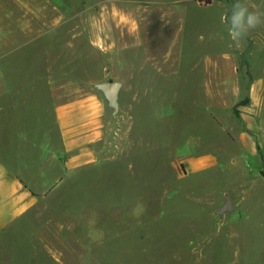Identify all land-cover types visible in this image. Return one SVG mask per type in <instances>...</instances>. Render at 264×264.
<instances>
[{
	"label": "rangeland",
	"instance_id": "obj_1",
	"mask_svg": "<svg viewBox=\"0 0 264 264\" xmlns=\"http://www.w3.org/2000/svg\"><path fill=\"white\" fill-rule=\"evenodd\" d=\"M235 2L0 0V118L37 92L109 110L102 162L32 217L77 222L54 240L66 264H264V25L237 48ZM206 155L218 164L187 171Z\"/></svg>",
	"mask_w": 264,
	"mask_h": 264
},
{
	"label": "crops",
	"instance_id": "obj_2",
	"mask_svg": "<svg viewBox=\"0 0 264 264\" xmlns=\"http://www.w3.org/2000/svg\"><path fill=\"white\" fill-rule=\"evenodd\" d=\"M15 97L0 118V264H66L54 240H70L77 222L32 217L48 197L102 162L109 110L95 94L62 102L37 92L27 104ZM217 164L213 155L185 159L189 173Z\"/></svg>",
	"mask_w": 264,
	"mask_h": 264
},
{
	"label": "clouds",
	"instance_id": "obj_3",
	"mask_svg": "<svg viewBox=\"0 0 264 264\" xmlns=\"http://www.w3.org/2000/svg\"><path fill=\"white\" fill-rule=\"evenodd\" d=\"M222 20L227 25L230 40L239 48L241 47V41L250 30L264 25V12L236 0L230 15H225ZM200 39H203V37L201 36Z\"/></svg>",
	"mask_w": 264,
	"mask_h": 264
},
{
	"label": "water",
	"instance_id": "obj_4",
	"mask_svg": "<svg viewBox=\"0 0 264 264\" xmlns=\"http://www.w3.org/2000/svg\"><path fill=\"white\" fill-rule=\"evenodd\" d=\"M97 87L104 93L106 99L109 101L110 107L114 108L116 112L119 111V98L122 90V83L118 81L103 82L97 84ZM235 202L229 198L224 207V211L235 210Z\"/></svg>",
	"mask_w": 264,
	"mask_h": 264
}]
</instances>
